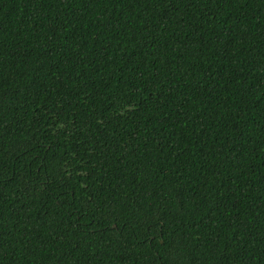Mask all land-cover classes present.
Listing matches in <instances>:
<instances>
[{
    "label": "trees",
    "instance_id": "obj_1",
    "mask_svg": "<svg viewBox=\"0 0 264 264\" xmlns=\"http://www.w3.org/2000/svg\"><path fill=\"white\" fill-rule=\"evenodd\" d=\"M0 264H264V0H0Z\"/></svg>",
    "mask_w": 264,
    "mask_h": 264
}]
</instances>
